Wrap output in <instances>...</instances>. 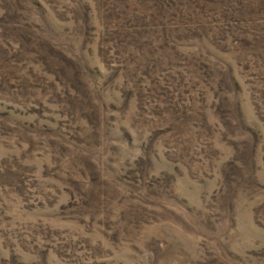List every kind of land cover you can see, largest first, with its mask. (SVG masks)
Masks as SVG:
<instances>
[{
    "label": "rangeland",
    "instance_id": "374dc122",
    "mask_svg": "<svg viewBox=\"0 0 264 264\" xmlns=\"http://www.w3.org/2000/svg\"><path fill=\"white\" fill-rule=\"evenodd\" d=\"M0 264H264V0H0Z\"/></svg>",
    "mask_w": 264,
    "mask_h": 264
}]
</instances>
